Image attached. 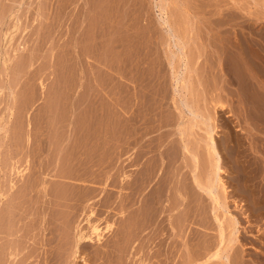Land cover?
<instances>
[{
    "label": "rangeland",
    "instance_id": "obj_1",
    "mask_svg": "<svg viewBox=\"0 0 264 264\" xmlns=\"http://www.w3.org/2000/svg\"><path fill=\"white\" fill-rule=\"evenodd\" d=\"M165 18L185 44L188 70ZM256 54L264 57V0H0V203L10 223L0 229L13 233H0V247L18 252L7 264H264V133L256 129L264 127L256 109L264 104V58ZM196 107L216 130L227 240L231 217L238 228L221 260L212 257L221 239L214 202L197 191L183 148L189 140L199 149L205 173L208 125L194 117ZM252 164L260 174L254 184L246 182ZM152 169L158 174L141 194ZM125 170L137 187L131 195ZM179 187L186 200L176 210ZM124 196L136 214L154 215L127 253ZM86 211L103 214L95 221ZM77 222L99 243L84 239L76 248ZM91 225L100 227L101 243Z\"/></svg>",
    "mask_w": 264,
    "mask_h": 264
},
{
    "label": "bare ground",
    "instance_id": "obj_2",
    "mask_svg": "<svg viewBox=\"0 0 264 264\" xmlns=\"http://www.w3.org/2000/svg\"><path fill=\"white\" fill-rule=\"evenodd\" d=\"M164 1V0H163ZM165 6V5H164ZM164 6H162L161 8H162V13L161 14H164V15H167V13H166V8L164 7ZM10 15V14H9ZM17 15V14H16ZM162 16V15H161ZM167 17H168V15H167ZM162 18V17H161ZM163 19V18H162ZM165 19H167V18H165ZM164 20V19H163ZM164 23V25L166 26V28H168V32H167V34L169 33V36H171V35H173V36H175V37H177V40L179 41V43H180V45H181V49H182V53H181V55H182V57L180 56L179 57V60H183V56L185 55V58H184V60H185V68L188 70L189 69V59H188V55H186V51H185V44H184V42L181 40V38L180 37H178L177 36V34H176V32L174 33V29H173V27H172V25H171V23H170V20L169 19H167V20H165V22H163ZM7 31V30H6ZM188 31V30H187ZM224 39V38H223ZM226 41V40H225ZM228 41H231V40H228ZM256 41V40H255ZM229 43V42H228ZM231 43H232V41H231ZM253 43V42H252ZM222 44V43H221ZM235 44V43H234ZM169 45H170V43H169ZM225 45V44H224ZM231 45H233V44H231ZM230 47V46H229ZM237 47V46H236ZM223 48V47H222ZM221 48V49H222ZM233 48V47H232ZM261 48H262V46H261ZM228 49H230V48H228ZM253 49V48H252ZM223 50H224V48H223ZM227 51V50H226ZM221 52V51H220ZM258 52V51H257ZM222 54H226V53H222ZM178 55V54H177ZM175 53H173V51H172V54H171V61L172 60H174V58H175V56H177ZM227 55V54H226ZM257 55V54H256ZM259 55H257V56H255L256 58H255V60L257 59V58H259V59H257L258 61L259 60H262L264 57L262 56V54L260 55V57H258ZM226 57V56H225ZM223 58V57H222ZM253 59H254V57H253ZM223 59H220V61H221V65H222V61ZM252 61H254V60H252ZM227 62V61H226ZM250 62V61H249ZM172 64L174 63L173 61L171 62ZM254 63H256V62H254ZM260 65V64H259ZM175 66V65H174ZM173 66V67H174ZM193 66V65H192ZM253 66V65H252ZM256 66V65H255ZM177 66H175L174 67V71H176L175 70V68H176ZM184 67V66H183ZM256 68V67H255ZM180 69V68H179ZM264 71V70H263ZM178 72V71H177ZM175 74V73H174ZM178 74V73H177ZM176 74V75H177ZM175 75V76H176ZM224 75V74H223ZM178 77V76H177ZM183 80V79H182ZM225 80V79H224ZM178 81V82H177ZM176 85H178V83H179V77L176 79ZM183 82V85H184V87L187 89V91H191L190 89H189V85H188V82L187 81H182ZM183 87V88H184ZM177 89H178V87H177ZM259 91V90H258ZM12 92V91H11ZM185 92V91H184ZM192 92V91H191ZM252 92V91H251ZM188 94V93H187ZM244 94V93H243ZM252 94V93H251ZM261 94V93H260ZM185 96V95H184ZM253 96H254V94H253ZM183 97V96H182ZM192 98V97H191ZM176 99V98H175ZM187 99V98H186ZM254 100V99H253ZM256 100H258V99H256ZM260 100V99H259ZM196 102V101H195ZM255 102H257V101H255ZM255 102H253V104L255 103ZM183 103L187 106V108L189 107V110H190V108L192 107V105L190 106L189 104H188V102L186 103V102H184V100H183ZM196 104V103H195ZM199 105V104H198ZM262 105V106H261ZM261 108H257L256 107V109H258L259 111L257 112V114H261V112L264 114V104L263 103H261ZM197 106V105H196ZM200 106V105H199ZM223 106V105H222ZM251 106V105H250ZM254 106V105H253ZM255 106H257V104L255 105ZM197 108V111H198V109H199V111L201 110L200 108H198V107H196ZM249 108V107H248ZM252 107H250V110H254V107L251 109ZM256 109H255V111H256ZM196 111V110H195ZM194 110H192L191 109V112H192V114L193 113H195L194 114V117L195 116H200L201 114H202V112H201V114H200V112L198 111H196L195 112ZM261 111V112H260ZM182 112V111H181ZM246 112H247V110H246ZM260 112V113H259ZM256 113V112H255ZM197 114V115H196ZM249 114V113H248ZM257 114H254V117H255V122H257L258 120H260V118L256 121V117H259V116H257ZM261 115V116H264V115ZM204 115V114H203ZM203 115H201V118L203 117V120H202V124L203 125H205V124H207L208 126V128H204V129H206L207 130V132H206V134H208V140L205 142V144L208 142V150L205 148V151L207 150V152H209V153H207V154H209L210 155V158L208 157V161H209V165H208V167H207V165H206V167H207V169H205V173H203V171H201L200 170V167L203 165L202 164V161H201V163H200V160H201V155L202 154H199L198 152H199V149H197V147H196V149L198 150H193V148H194V146L193 147H190L192 144H189L190 142H188L187 141V143L185 144V145H183L182 147L184 148V150H186L189 154V156L190 157H187V156H185L186 157V159H187V161H186V166H187V164H188V162H189V158H190V160L192 161V164H188V166H193L194 167V172H192V175H193V173H194V184H195V186H196V188H197V191H199L200 190V192L201 193H206V195L208 194L209 195V198H210V200L212 199L213 200V202H214V213H215V215L213 214V216L215 217V220H216V222H218V224H219V230H220V237H221V239H220V242H219V244L217 245L218 247H217V249H215L216 251L212 254V257H214V258H217V259H220L221 260V258L223 257V254H224V252L226 253V251L228 250V248H233L232 246H233V242L235 241V238L237 239L238 237H235V235H236V231H238V228H237V222L235 221V219L233 218V217H231L232 218V220H230L231 221V225H230V223H229V225H230V227H232V229L230 230V233H229V238H228V240H227V236H226V229H225V227H224V225H223V223H226L225 222V218L227 219V217H225L224 218V220L222 219V216H220V214H219V208H221L222 209V207L223 208H226V206H224L225 204H223V202H224V200H225V198H223V197H226V194H227V192H228V188H227V186H226V183H225V180H224V178L222 177V175H221V173H222V171H223V168L221 167V164H220V160H221V157H220V154L218 153V150H217V144H216V139H215V127L214 128H212V121H211V125L212 126H210V124H209V121H210V119H212L211 117H209V118H207V116L205 115V116H203ZM256 115V116H255ZM182 118V117H181ZM200 118V117H199ZM199 118L197 119H195L196 120V122H195V125L193 126V127H197L196 126V124H197V120L199 121ZM201 118H200V120H201ZM263 118V121H264V117H262ZM261 118V119H262ZM254 121V120H253ZM260 121H262V120H260ZM259 121V122H260ZM200 122V121H199ZM258 122V123H259ZM192 123V122H191ZM263 124V122H260V124ZM256 124V123H255ZM191 125H193V124H191ZM191 125H190V127H191ZM199 125V124H198ZM200 125H201V123H200ZM202 126V125H201ZM256 126V125H255ZM200 127V126H199ZM201 128H203V127H201ZM200 128V129H201ZM192 129V128H191ZM256 129L261 133H264V131H263V129H264V127H262V125H260L259 127H256ZM125 130V129H124ZM205 130V131H206ZM258 132V133H259ZM190 133V132H189ZM182 134H183V136H186L185 134H186V132L185 131H182ZM262 135V134H261ZM205 138H207V135H206V137ZM195 139V138H194ZM259 140V139H258ZM200 142V141H199ZM262 142H263V140H262ZM185 143V142H184ZM192 143V142H191ZM198 144H200V143H198ZM259 144V143H258ZM261 145V144H260ZM264 145V142L262 143V147H264L263 146ZM204 146H206V145H204ZM199 147V146H198ZM182 148V149H183ZM183 150V151H184ZM258 150V149H257ZM150 151V150H149ZM186 151H184V152H186ZM181 152H182V150H181ZM147 153H148V151H147ZM143 154H145V153H143ZM186 154V153H185ZM130 155V154H129ZM128 155V157H127V159H125V161L126 160H128L129 161V159H131L130 157H131V155L129 156ZM149 155V154H148ZM139 156H141V154H139ZM142 156H144V155H142ZM200 156V157H199ZM243 156H245V154L243 155ZM206 157V156H205ZM247 157V156H246ZM133 159H135V160H130V161H132V163H135V162H139L140 160L138 159V161L136 160V157L135 158H133ZM140 159H142V157L140 158ZM203 159V158H202ZM206 159V158H205ZM210 159V160H209ZM207 160V159H206ZM204 161V160H203ZM208 161H207V163H208ZM151 162V161H150ZM154 162V161H153ZM205 163V162H204ZM137 164H139V163H137ZM141 164V163H140ZM133 165V164H132ZM149 165V164H148ZM253 165V168L252 167H250L251 168V170H250V172H251V174H250V176H249V179L247 178L246 179V182L248 183H252V184H254L256 181H257V179L259 178V176H260V174L257 172L258 171V169H257V165L256 166H254V164H252ZM128 167V166H130V162H129V164L127 163L126 165H125V167ZM151 166V165H150ZM149 166V167H150ZM155 166V165H154ZM190 166V168H191V170L193 169L192 167ZM204 166V165H203ZM148 167V168H149ZM254 167H256V168H254ZM152 168V167H151ZM202 168V167H201ZM126 169V168H125ZM260 169V168H259ZM149 170H151V169H149ZM148 170V171H149ZM241 170H242V168H241ZM241 170H239V171H241ZM90 171V170H89ZM200 171L204 174V175H202L201 173H200ZM244 171V170H243ZM88 172V171H87ZM110 172V171H109ZM125 173H124V179L126 180V182L123 184V188H124V190L126 191V192H128L129 194H130V190H132L133 191V189H136L135 187L134 188H132V181L130 180V176H131V173H129V170L127 171V170H125L124 171ZM94 173V172H93ZM158 174V173H157ZM156 174V170L155 171H153V169H152V172H150V174H149V179L148 180H146L147 182H146V185L144 184L143 186H142V188L140 189V193L142 194V192L143 193H146V191L144 192V190L151 184V183H153V181L155 180V176L157 175ZM263 174V173H262ZM83 175V174H82ZM86 175V174H85ZM84 175V176H85ZM133 175V174H132ZM87 176V175H86ZM85 176V177H86ZM99 176V175H98ZM109 176V175H108ZM82 177V176H81ZM80 177V178H81ZM134 177V176H133ZM242 177H243V175H242ZM245 177V176H244ZM94 178V177H93ZM240 178V177H239ZM86 179H88V178H86ZM62 180V179H61ZM80 181V180H79ZM104 181V180H103ZM45 182V181H44ZM99 183V182H98ZM103 183V182H102ZM136 183V182H135ZM256 183H258V182H256ZM46 185V184H45ZM88 185V184H87ZM107 185V184H106ZM68 186V185H67ZM76 186V185H75ZM137 186V185H136ZM152 186V185H151ZM255 186H256V184H255ZM40 187V186H39ZM50 187V186H49ZM84 187H85V185H84ZM150 187V186H149ZM148 187V188H149ZM177 187V186H176ZM42 188V187H41ZM48 188V187H47ZM83 188V187H82ZM81 188V189H82ZM87 188V187H86ZM85 188V189H86ZM153 188V187H152ZM0 189H1V187H0ZM44 190H45V187L43 188ZM177 189V188H176ZM199 189V190H198ZM2 190H3V188L1 189V191H0V201H1V199H2V194H3V192H2ZM48 190V189H47ZM47 190L45 191V194H44V196L46 197V195L47 194H49L48 192H47ZM100 190V189H99ZM107 190H109V189H107ZM137 190H139V188L137 189ZM149 190V189H148ZM153 190V189H152ZM151 190V191H152ZM178 191V199H177V201H176V203L175 204H173L172 205V209H176V208H178V207H180V206H182L184 203H185V200H186V196H185V192H184V190H182V187L180 188H178L177 189ZM35 191V190H34ZM43 191V190H42ZM60 191H62V193H64L63 195H65L67 192L65 191V190H63V189H61ZM88 191H89V189H88ZM87 191V193L88 194H94L93 192L91 193V191H89L88 192ZM176 191V190H175ZM44 192V191H43ZM43 192H42V194H43ZM85 193H86V191H84ZM94 192H95V189H94ZM96 192H98V190L96 191ZM135 192V191H134ZM61 193V192H60ZM124 193V192H123ZM147 193H149V192H147ZM162 193V192H161ZM174 193H176V192H174ZM196 193V192H195ZM200 193V194H201ZM257 193V192H256ZM255 193V194H256ZM69 194H71V193H68V196H70ZM88 194H84L83 193V197H84V200L82 199V197H81V199L84 201V202H82L83 204H82V207L80 206V204H81V202H78V200H80L81 201V199H78L77 197V201L76 202H78V203H80L79 204V207H81V209H83V211L84 210H87V208H88V203H86L87 202V198L90 196V195H88ZM254 194V193H253ZM252 194V195H253ZM6 195V194H5ZM76 195V194H75ZM85 195H88V197L86 198L85 197ZM97 195H99V193L97 194ZM100 195H102V193L100 194ZM131 195V194H130ZM153 195V194H152ZM197 195V194H196ZM207 195V196H208ZM263 195H264V192L262 191V190H259V198H262L263 197ZM82 196V195H81ZM93 196V195H92ZM91 196V197H92ZM160 196V195H159ZM204 196V195H203ZM94 197H95V195H94ZM125 197V196H124ZM152 197V196H151ZM168 197V196H167ZM201 197H202V195H201ZM200 197V198H201ZM73 198V197H72ZM72 198L70 199V197H69V199L70 200H72ZM79 198H80V196H79ZM75 199V198H74ZM98 199V198H97ZM125 199V200H124ZM123 199V201H124V205H123V212H124V224H123V227H122V234H123V238H124V247H125V250H126V253L127 252H131V249H133V247H135L136 245V241L137 240H140V235L142 234V231L143 230H145L146 231V229H149V228H151V226L153 225V223H154V215L153 214H150V215H140L139 213H135L134 212V210H131V209H133V206L136 204V203H134V201L131 199V198H129V196L128 197H125ZM160 199V198H159ZM224 199V200H223ZM92 200H93V198H92ZM92 200L90 201V202H92ZM135 200V199H134ZM137 200V199H136ZM136 200H135V202H136ZM66 201V200H65ZM74 201V200H73ZM107 201V200H106ZM68 202H70V201H68ZM76 202H74V203H76ZM94 202H96V201H94ZM98 202V201H97ZM111 202H112V200H111ZM122 202V201H121ZM151 202V201H150ZM212 202V203H213ZM78 203H76L77 205H78ZM100 203V202H99ZM102 203V202H101ZM115 203V202H114ZM164 203V202H163ZM109 205H107L108 207L109 206H111V204L110 203H108ZM157 204V203H156ZM71 205V204H70ZM72 205H73V202H72ZM71 205V206H72ZM93 205V204H92ZM91 205V206H92ZM96 205H97V203H96ZM95 205V206H96ZM104 205V204H103ZM256 205V204H255ZM76 205H74V207H75ZM102 206V205H101ZM101 206H99V208L101 207ZM107 206H105L106 208H107ZM113 207H114V204L112 205ZM111 206V207H112ZM169 206H171V204L169 205ZM68 207V206H67ZM73 207V206H72ZM78 207V206H77ZM78 207V208H79ZM147 207V206H146ZM213 207V206H212ZM78 208H76V210L78 209ZM90 208H92V210H93V207H90ZM95 208V207H94ZM96 208H98V207H96ZM98 208V210H101V209H99ZM104 208V207H103ZM140 208V207H139ZM120 209V208H119ZM170 209V208H169ZM220 209V210H221ZM227 209H228V207H227ZM71 210V209H70ZM91 210V211H92ZM102 210H105V208L104 209H102ZM101 210V212H103L104 213V211H102ZM111 210V209H110ZM177 210V209H176ZM80 211H82V210H80ZM88 212H89V210H87ZM86 211V212H87ZM107 211V210H106ZM105 211V212H106ZM120 210H118V212H119ZM151 211H152V209H151ZM166 211V210H165ZM224 210L222 209V213H224L223 212ZM58 212H59V210H58ZM72 212V211H71ZM71 212H69V213H71ZM86 212L84 213V216H85V214H86ZM87 212V213H88ZM138 212V211H137ZM159 212V211H158ZM172 212V211H171ZM76 213L78 214L79 212H77L76 211ZM103 213H101V214H103ZM111 213H113L112 211L111 212H109L108 214H111ZM115 213V212H114ZM150 213H154L153 211L152 212H150ZM67 214V213H66ZM93 214V215H92ZM95 214V215H94ZM97 214V211H96V213H92V212H90V213H88V218L89 217H91V215L93 216V220H95L96 221V218L94 217V216H100L101 214L99 213L98 215H96ZM107 214V215H108ZM121 214V213H120ZM139 214V215H138ZM155 214V213H154ZM161 214V213H160ZM32 215V214H31ZM74 215L75 214H73V218H74ZM79 215H81V213H79ZM79 215H78V217H79ZM115 215V214H114ZM118 215V214H117ZM122 215H123V213H122ZM224 215H227L226 213L224 214ZM103 216V215H102ZM102 216H101V220H102ZM111 216V215H110ZM228 216V215H227ZM233 216V215H232ZM76 217H77V215H76ZM75 217V218H76ZM80 217H82V216H80ZM106 218H107V216H105ZM104 217V218H105ZM114 217V216H113ZM112 217V218H113ZM155 217H157V216H155ZM171 217V216H170ZM43 218H44V215H43ZM84 218V217H83ZM87 218V217H86ZM95 218V219H94ZM116 218V217H115ZM230 218V219H231ZM26 219V218H25ZM29 219V218H28ZM98 219V218H97ZM99 219V220H100ZM179 220H181L180 218H178ZM185 219V218H184ZM72 220V219H71ZM73 220H78V218L77 219H73ZM83 220V219H82ZM92 220V218L90 219V221ZM92 220V221H93ZM105 221L107 220V219H104ZM108 220H110L109 218H108ZM113 220V219H112ZM158 220V219H157ZM178 220V221H179ZM182 220H183V218H182ZM185 220H187V218L185 219ZM43 222H46V215H45V219H43L42 220ZM86 221H87V219H86ZM98 221V220H97ZM189 221V220H188ZM25 222V221H24ZM64 222V221H63ZM83 222V221H82ZM82 222H77L78 224H77V226H76V229H78L76 232V235H75V246H76V248L78 247V245H79V247H80V244L82 243H80V241L81 240H86V242H89V243H94V244H96V242L97 243H99L98 241H96L95 240V238H96V236H92V232L91 233H84L83 232V229H84V227H80V226H82L81 224H84V223H82ZM94 222V221H93ZM104 222V221H103ZM109 222H111V221H109ZM114 222V221H113ZM183 222V221H182ZM75 223V222H74ZM112 223V222H111ZM156 223V222H155ZM178 223V222H177ZM177 223H173V227H174V229L175 228H178V225H179V223H178V225H177ZM184 223V222H183ZM188 223V222H187ZM6 225V227L8 228V225L10 224L9 223V221H8V218H6V216L4 215V212L2 211V206H1V203H0V225ZM102 224V223H101ZM100 224V225H101ZM106 224V223H105ZM184 224H186V221H185V223ZM190 224V223H189ZM227 224V223H226ZM71 225H73V224H71ZM76 225V224H75ZM75 225L73 226V227H75ZM115 225V224H114ZM182 225V224H181ZM37 226V225H36ZM92 226V225H91ZM106 226V225H105ZM117 226V225H116ZM187 227H188V224L186 225ZM71 227V226H70ZM93 228V233H96V235H97V239H101V232H100V227L98 226V225H93L92 226ZM110 228L112 227L111 226V224H110V226H109ZM153 227V226H152ZM172 227V226H171ZM180 227V226H179ZM182 227V226H181ZM0 228H1V226H0ZM42 229H47L46 228V226H45V228L44 227H41ZM91 228V227H90ZM185 228V227H184ZM9 229V228H8ZM187 229V228H186ZM23 230V229H22ZM34 230V229H33ZM72 230H73V234H74V228H72ZM181 230H183V228H181ZM61 231H63V229L61 230ZM88 232L90 231L89 229L87 230ZM102 231V230H101ZM109 231V230H108ZM21 232V231H20ZM20 232L18 231V233H19V235H20ZM136 232V234H135V236L133 237V234ZM180 232V231H179ZM0 233H6L5 235H7V236H13V233L12 232H10V230H8V231H5V229H0ZM109 233H111V232H109ZM108 233V234H109ZM180 234V233H179ZM182 234V233H181ZM180 234V235H181ZM18 235V234H17ZM18 235V236H19ZM237 236V235H236ZM104 238V237H103ZM13 239V238H12ZM96 241V242H93V241ZM238 240V239H237ZM236 240V241H237ZM71 241H73V239L71 240ZM102 241L100 240V243H101ZM16 243H18V242H16ZM62 243V242H61ZM71 243V242H70ZM80 243V244H79ZM11 244V243H10ZM72 244V243H71ZM93 244V245H94ZM111 244V243H110ZM22 245V244H21ZM26 245V244H25ZM70 245V244H69ZM92 245V246H93ZM213 245H214V243H213ZM11 246V245H10ZM17 246V245H16ZM98 246H99V244H98ZM68 247V246H67ZM78 247V248H79ZM100 247V246H99ZM99 247H98V249H99ZM114 247V246H113ZM95 248V247H94ZM120 248V247H119ZM215 248V247H214ZM10 249V248H9ZM63 249V248H62ZM142 249V248H141ZM17 250V249H16ZM61 250V249H60ZM64 250V249H63ZM191 250V249H190ZM197 250V249H196ZM8 251V250H7ZM6 250H5V248L4 247H0V264H7V256H8V254L11 256V257H13V256H16L17 254H18V252H16L15 250H13L12 249V251L10 250V252H7ZM95 251H96V249H95ZM194 251V250H193ZM230 251V250H229ZM62 252V251H61ZM64 252V251H63ZM70 252V251H69ZM75 252V251H74ZM122 252V251H121ZM121 252H119V254L121 253ZM231 252V251H230ZM22 254V253H21ZM122 254V253H121ZM205 254V253H204ZM228 254H230L231 255V253H228ZM75 255V254H74ZM67 256V255H66ZM76 256H77V253H76ZM113 256V255H112ZM201 256H202V254H201ZM74 257V256H73ZM224 257H227V255L225 254V256ZM228 257H229V255H228ZM227 257V258H228ZM47 258V257H46ZM119 258V257H118ZM200 258V257H199ZM198 258V259H199ZM83 259V262H86V259L85 258H82ZM129 259V258H128ZM30 260H31V258H30ZM192 260V259H191ZM228 260H229V258H228ZM47 261V260H46ZM121 261V260H120ZM225 261H226V263L228 262L227 261V259L226 260H224V261H221V262H224V263H222V264H226L225 263ZM15 262V261H14ZM13 262V263H14ZM89 263V262H88ZM100 263V262H99ZM230 263V262H229ZM90 264V263H89ZM198 264V263H197ZM200 264V263H199Z\"/></svg>",
    "mask_w": 264,
    "mask_h": 264
}]
</instances>
